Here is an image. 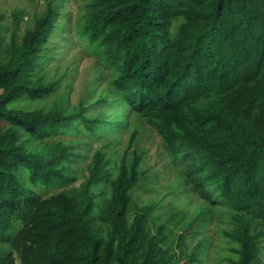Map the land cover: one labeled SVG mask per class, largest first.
<instances>
[{
    "label": "trees",
    "instance_id": "trees-1",
    "mask_svg": "<svg viewBox=\"0 0 264 264\" xmlns=\"http://www.w3.org/2000/svg\"><path fill=\"white\" fill-rule=\"evenodd\" d=\"M59 17L46 0L21 39L16 24L0 41V264H207L197 239L213 219L231 264H264V0H88L73 42L108 87L71 114L44 106L62 84L44 66ZM122 114L140 122L121 160L98 150L78 189L50 195L75 181L89 146L61 136L100 140L128 128ZM142 124L204 204L176 241L134 198L146 178Z\"/></svg>",
    "mask_w": 264,
    "mask_h": 264
},
{
    "label": "rangeland",
    "instance_id": "rangeland-1",
    "mask_svg": "<svg viewBox=\"0 0 264 264\" xmlns=\"http://www.w3.org/2000/svg\"><path fill=\"white\" fill-rule=\"evenodd\" d=\"M45 1L0 0V15L3 16L0 25V41L8 45L13 31H16V24L19 25L16 32L18 38L21 39L28 26L32 24L33 16L45 9ZM52 1L60 5L58 22L63 30L59 32L62 35H55L54 41H51L48 45V47H52L51 45L55 43V40L58 41L57 46H55L56 49L52 51L55 59L44 66L45 72L50 78L53 80L61 79L62 84L60 83L57 92L45 100L44 106L47 111L51 108L67 106L69 107L68 113L71 114L82 99L89 103L95 102L97 98L101 100L99 97L101 95L105 96L108 84L107 82L101 84L99 80L94 79L97 74V71L94 70L97 60L87 52L86 44L73 42L76 32L75 21L83 14V7L88 0ZM66 83H69L67 89ZM90 83L95 87L92 98L89 97L88 87ZM65 89L67 90L66 95H64ZM108 112L103 111L102 114ZM126 116L122 114L120 119L125 120ZM127 121L128 128L126 130L106 135L100 140L93 141L85 135L73 136L68 134L61 136V138L71 141H87L89 146L84 147V156L74 164L75 171L72 178H75V181L69 186L51 191L50 195L59 193L62 190L78 189L85 180L88 167L98 150L104 149L112 163L120 161L127 148L132 131L136 129L137 123L140 122L132 114L127 116ZM136 142L138 148L146 153L143 166L146 171V178L135 191L134 198L140 206L154 205L159 223L166 225L171 233L169 239L176 241L180 237L179 235L182 234L181 228L188 226L190 222L195 220L204 204L199 194L191 192L190 187L187 189L182 186L178 179L179 170L172 164L161 138L147 124H142L139 127ZM40 146L42 145H34L32 148L38 149ZM223 227L218 224L216 219H213L207 226L200 229L197 241L203 240L208 249L205 255L207 264H231L230 258L233 256L231 251L233 246L222 238ZM194 244L192 243L191 246H194Z\"/></svg>",
    "mask_w": 264,
    "mask_h": 264
}]
</instances>
